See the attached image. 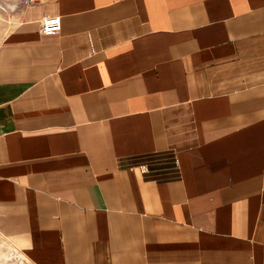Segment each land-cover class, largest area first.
I'll list each match as a JSON object with an SVG mask.
<instances>
[{"label":"crops","instance_id":"obj_1","mask_svg":"<svg viewBox=\"0 0 264 264\" xmlns=\"http://www.w3.org/2000/svg\"><path fill=\"white\" fill-rule=\"evenodd\" d=\"M0 2L3 235L34 264H264V0Z\"/></svg>","mask_w":264,"mask_h":264},{"label":"rangeland","instance_id":"obj_2","mask_svg":"<svg viewBox=\"0 0 264 264\" xmlns=\"http://www.w3.org/2000/svg\"><path fill=\"white\" fill-rule=\"evenodd\" d=\"M1 1V0H0ZM1 3V2H0ZM12 23L9 7L0 6V40ZM0 264H34L25 252L19 250L8 237L0 232Z\"/></svg>","mask_w":264,"mask_h":264},{"label":"built area","instance_id":"obj_3","mask_svg":"<svg viewBox=\"0 0 264 264\" xmlns=\"http://www.w3.org/2000/svg\"><path fill=\"white\" fill-rule=\"evenodd\" d=\"M39 0H26L27 3H36ZM62 27L61 17L58 15L45 16L40 22V32L49 33L59 31Z\"/></svg>","mask_w":264,"mask_h":264}]
</instances>
